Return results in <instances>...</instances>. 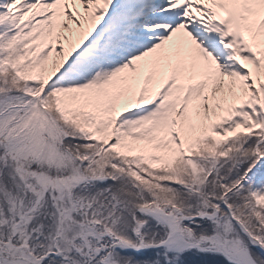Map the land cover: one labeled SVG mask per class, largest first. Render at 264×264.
Here are the masks:
<instances>
[{"label":"snow or ice","instance_id":"6c2138e0","mask_svg":"<svg viewBox=\"0 0 264 264\" xmlns=\"http://www.w3.org/2000/svg\"><path fill=\"white\" fill-rule=\"evenodd\" d=\"M0 264H264V0H0Z\"/></svg>","mask_w":264,"mask_h":264}]
</instances>
